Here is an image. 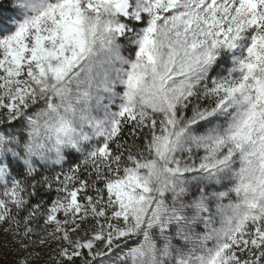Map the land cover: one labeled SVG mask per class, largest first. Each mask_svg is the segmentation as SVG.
<instances>
[{
	"label": "snow or ice",
	"instance_id": "snow-or-ice-1",
	"mask_svg": "<svg viewBox=\"0 0 264 264\" xmlns=\"http://www.w3.org/2000/svg\"><path fill=\"white\" fill-rule=\"evenodd\" d=\"M0 264H264V0H0Z\"/></svg>",
	"mask_w": 264,
	"mask_h": 264
}]
</instances>
